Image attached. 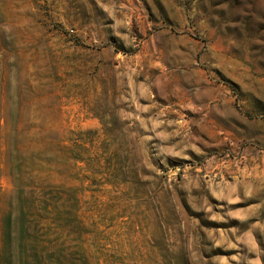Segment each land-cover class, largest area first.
I'll return each mask as SVG.
<instances>
[{
  "label": "rangeland",
  "instance_id": "374dc122",
  "mask_svg": "<svg viewBox=\"0 0 264 264\" xmlns=\"http://www.w3.org/2000/svg\"><path fill=\"white\" fill-rule=\"evenodd\" d=\"M0 264H264V0H0Z\"/></svg>",
  "mask_w": 264,
  "mask_h": 264
}]
</instances>
